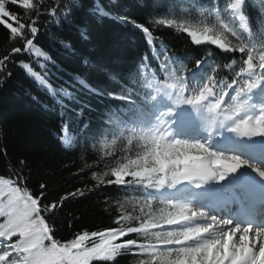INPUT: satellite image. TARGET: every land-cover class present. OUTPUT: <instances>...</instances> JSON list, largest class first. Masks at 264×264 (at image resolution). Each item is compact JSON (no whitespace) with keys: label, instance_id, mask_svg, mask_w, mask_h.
<instances>
[{"label":"snow or ice","instance_id":"6c2138e0","mask_svg":"<svg viewBox=\"0 0 264 264\" xmlns=\"http://www.w3.org/2000/svg\"><path fill=\"white\" fill-rule=\"evenodd\" d=\"M248 8V0H170L165 12L146 23L119 18L143 34L150 50L161 40L154 33L168 28L197 48L211 46L233 59L208 74L204 65L214 55L211 50L189 68L162 49L152 57L158 66L151 74L147 56L127 78L121 72L117 93L93 88L79 74L73 79L80 89L54 88L47 65L55 67L56 61L40 43L42 29L44 34L53 26L80 31L74 22L81 11L111 17L99 0L87 9L83 0L47 6L43 0H0V31L9 44L0 56V85L13 75L12 64L59 97L58 140L68 148L79 146L82 159L89 140L104 157L115 155L118 141L126 142L129 155L110 172L92 173L95 187L142 190V201L134 204L138 215L121 204L113 225L58 237L52 217L84 189L45 203L46 184L38 192L27 187V162H9L0 173V264H118L123 256L135 257L134 264H264V46L257 48L245 36H250ZM258 14L264 23V0ZM44 16L48 20L40 25ZM54 43L71 47L63 37ZM222 67L230 70L226 78H218ZM117 72L108 70V78L115 79ZM80 90L124 103L107 109L103 123L92 126L85 113L91 106L76 107ZM2 154L7 157L6 148Z\"/></svg>","mask_w":264,"mask_h":264},{"label":"trees","instance_id":"16d2710c","mask_svg":"<svg viewBox=\"0 0 264 264\" xmlns=\"http://www.w3.org/2000/svg\"><path fill=\"white\" fill-rule=\"evenodd\" d=\"M99 2L111 13V17H98L81 11L74 22L80 31L69 30L67 26H53L44 34L42 29L40 43L56 61L55 67L50 63L47 65L50 73L48 79L54 88L68 91L80 89L79 83L73 79L79 74L93 88L119 93L123 83L119 79L120 73L127 78L130 71L140 68L139 61L144 56L151 61L149 69L152 72L158 66V60L152 57L162 49H167V55L173 59L179 58L189 68L194 67L195 61L205 58L211 50L214 55L208 57L204 65L208 74L212 73L217 64L224 65L233 59L231 54L226 59L224 53L211 46L197 48L190 43L186 35L168 28L154 33L161 40L150 50L139 30L120 22L119 18L128 17L146 23L151 15L165 12L170 0ZM43 3L45 6L54 5L55 0H43ZM83 3L87 9L95 0H83ZM248 3L251 17L250 36H245L251 38L256 47L260 48L264 46V23L258 14L260 0H248ZM47 20V16L42 17L40 25H45ZM59 37L71 41V47L65 49L54 43V39ZM8 50L6 34L0 31V56ZM238 56L239 54H236L235 58ZM162 58L161 56L160 59ZM174 66L181 67L180 64ZM113 68L118 70L117 77L109 79L107 71ZM9 69L13 75L0 85V173L7 171L9 162L15 164L24 159L28 165L25 169L27 187L38 192L40 184L47 185L48 200L45 203L58 200L76 189H84L82 196H69L52 217L58 237L71 238L78 231L102 230L113 225L115 216L122 210L121 204H124L123 210L138 215L139 207H134V204L137 200L142 201V190L135 192L117 185L95 187L97 180L92 176L93 172L101 175L110 172L111 167L115 166L122 156L129 155L124 151L126 142L118 141L114 148L115 155L104 157V150L99 145L92 147L93 142L89 140L82 159L79 146L68 148L62 146L58 140L57 131L63 110L62 105L57 102L59 97H52L17 66L10 64ZM36 70L42 71L39 67H36ZM229 71L222 67L218 71V78H226ZM78 94L80 103L76 107L91 106V112L89 113L86 107L85 113L86 117L91 116L92 126L103 123L107 109L124 103L112 100L107 95H92L87 90H80ZM64 105L71 106V101L64 98ZM121 115H126L124 109H121ZM112 138L108 136L107 140L110 142ZM5 148L7 157L2 154ZM136 150L133 146V158ZM85 164L91 167L80 171ZM89 188L93 190L88 191ZM135 259L132 256H123L119 258L118 264H134Z\"/></svg>","mask_w":264,"mask_h":264},{"label":"rangeland","instance_id":"374dc122","mask_svg":"<svg viewBox=\"0 0 264 264\" xmlns=\"http://www.w3.org/2000/svg\"><path fill=\"white\" fill-rule=\"evenodd\" d=\"M189 39V38H188ZM189 41H190V39H189ZM191 43V42H190ZM146 63V62H145ZM147 74H151V70L149 69V67H148V69H147ZM234 94V93H233ZM157 207H159V205L157 204Z\"/></svg>","mask_w":264,"mask_h":264}]
</instances>
